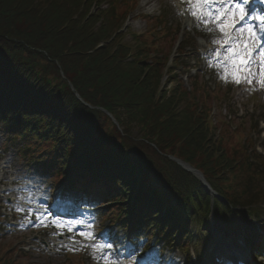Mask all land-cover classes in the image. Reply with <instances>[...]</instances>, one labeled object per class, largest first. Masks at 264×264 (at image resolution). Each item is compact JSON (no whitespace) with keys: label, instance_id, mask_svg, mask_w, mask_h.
<instances>
[{"label":"trees","instance_id":"1","mask_svg":"<svg viewBox=\"0 0 264 264\" xmlns=\"http://www.w3.org/2000/svg\"><path fill=\"white\" fill-rule=\"evenodd\" d=\"M129 5L0 0L2 133L19 142V154L42 172L49 191L60 184L88 191L93 207L110 204L98 211L124 228L132 217L135 227L144 221L173 240L177 226L187 246L189 226L212 213L223 221L257 219L264 158L246 136L251 121L237 126L223 84L212 92L191 78L190 90L183 86L167 64L162 23L127 40L120 30L135 3ZM214 104L230 119L211 115ZM170 157L200 171L225 203ZM0 264L14 263L2 254Z\"/></svg>","mask_w":264,"mask_h":264},{"label":"rangeland","instance_id":"2","mask_svg":"<svg viewBox=\"0 0 264 264\" xmlns=\"http://www.w3.org/2000/svg\"><path fill=\"white\" fill-rule=\"evenodd\" d=\"M145 2L146 0H139L135 10L130 15L131 17L127 22V30L124 32V34L128 36L127 39L130 40L129 34L143 33L147 30L144 17L150 20L162 13L166 14L164 20L169 26H173L174 29L178 27L181 28V36L186 32L188 38H192V33H194L195 30L201 29V32L206 35L207 41L197 40L193 43L195 54L189 56L186 61L190 62L191 59L189 65L194 66L196 62L192 60L196 59V61H199V66L202 69L209 66V70L212 71L213 77V79L210 80V85L214 87L216 77H222L225 74L224 68L218 66V58L210 53L212 41L219 38L221 34L219 32H209L201 22L187 24L186 19H188V13L184 9L187 4H181L179 0H154L152 6H146ZM105 7H108V5L104 4L103 8ZM209 26L214 27L212 25ZM67 57H70L71 61H76L78 59V57L75 58L74 54L71 53H68ZM256 60L259 63L260 57ZM258 65L253 66L249 70L255 73V75L251 76V83L248 82V78H245L238 83V85H235L233 94L228 97L234 112L239 110L240 115L244 113L245 116L247 114L243 119L248 120L251 118L250 115H253V122L256 123L264 118V86H261L259 83V73L261 69L260 64ZM177 73L186 82V78H184L185 72L179 69ZM224 81L233 82L230 76L227 80L224 79ZM249 89H251V91H249ZM243 122L241 118H238L236 123L241 125ZM256 123L254 132L247 133L246 136H248V138L249 136L252 137L253 140L256 141V144L260 145L264 141V122H261L259 125H256ZM18 143H15V145ZM41 182L42 179L39 174H37L36 169L33 166L27 167L25 160L19 155L15 146L5 141V138L0 132V214L4 221V223L1 224L2 227H0V238L2 239L0 240V255L8 254L7 252L4 253L3 250V245L6 244L4 241L10 240L11 237H9L8 234L14 233L13 228L15 227L10 228L5 219L6 216L10 215V210H20L22 217L24 215H27L28 218L32 217L30 223H26L22 219L16 222L19 226L15 233H18L17 235L21 236L22 240L16 242L12 251L14 249L23 250L28 253V257L25 258L21 256L15 264H26L25 261L28 262L27 264H62L65 261V252L74 249L79 250L81 259L86 262V264H138L140 260H145L144 264H150L154 258H157L156 264H173V261L177 258L180 259L181 264H208L210 252L215 248L217 242L228 240L233 242L231 244L235 245L234 248H242L240 244H246L242 242L246 235L244 234L246 229H249V232L253 233L252 240H250L251 244L258 245L260 248L259 251L264 254V214L261 223H254L252 225H246L237 218L233 219L234 223L230 225V227L228 225V220H230V218H226L227 222L206 221L201 227L197 226V222L192 223L189 230L193 233L194 239L189 245V251L187 250L188 256L184 255L183 248L180 246L173 247L171 244H168V246L161 248L159 245H151L150 250L146 251V258L144 259V257H140L143 252H137L139 249L144 251L146 245L143 237L134 238L135 240L130 241L127 238L126 232L117 228H115V232L113 231L111 236V238L116 241V246L112 248L104 247L103 249L96 250L93 247L95 244L108 245L106 242L107 220L99 222L98 225H96V232H91L93 238L83 243L85 245L80 247H65L67 244H64V246L55 248L54 245L58 244L53 245L49 244V242H57V237H47L46 240L41 237L42 240H39L37 239V233H34L42 230V226H40V223L38 224L39 218L50 216L51 214V212H48L51 205L46 198L45 192L39 190ZM8 184L9 186H7ZM57 194L58 193H56L52 199H55ZM70 195L71 199H73L74 193ZM9 200H12L11 204ZM70 205V203H63L58 200L56 209L62 208L67 210L70 208ZM53 207L54 206L50 209L55 210V207ZM25 208L26 210H24ZM88 217L91 219V212L88 213ZM43 221L41 223H43ZM36 224L37 226H35ZM62 230L65 231V228L62 227ZM151 233L153 236L156 232L151 231ZM66 235L69 236L68 240L71 241L75 238L86 239L85 236L81 234L73 235L71 232L62 233L59 236L64 237ZM154 241L155 237H152L149 244ZM135 247V254L130 255L127 253L128 250ZM244 250L246 253L247 248L243 249V251ZM123 261H125V263H123Z\"/></svg>","mask_w":264,"mask_h":264},{"label":"snow or ice","instance_id":"3","mask_svg":"<svg viewBox=\"0 0 264 264\" xmlns=\"http://www.w3.org/2000/svg\"><path fill=\"white\" fill-rule=\"evenodd\" d=\"M188 3L194 18L200 20L209 32L221 34L222 39L212 41L221 46L214 53L218 66L224 68L225 74L221 78L227 80L230 76L235 83L248 78L251 83V76L255 73L249 70L256 63L258 54L259 83L264 86V11L251 8L250 0H188ZM260 3L264 4V0ZM221 50L224 52L222 59ZM81 235L86 239L93 238L91 233ZM93 247L100 250L111 245L95 244Z\"/></svg>","mask_w":264,"mask_h":264},{"label":"bare ground","instance_id":"4","mask_svg":"<svg viewBox=\"0 0 264 264\" xmlns=\"http://www.w3.org/2000/svg\"><path fill=\"white\" fill-rule=\"evenodd\" d=\"M153 1L154 0H146L145 5L146 6H152ZM187 7L189 8V4ZM189 12L191 13L190 8H189ZM196 20H198V19H196ZM187 22L190 23L189 21H187ZM239 26H242V24ZM221 39H222V37H221ZM219 47H220V45L214 44V50H218ZM221 53L224 54L223 51H221ZM257 57H260V56L257 54L256 59H257ZM258 64L259 63L256 60V63L253 66H256ZM223 241L217 242L215 245V248L210 252L208 264H244V263L249 264L250 260H249L248 256H245L243 254L236 252L234 250V247L231 246L232 242H230L228 240L224 241V242Z\"/></svg>","mask_w":264,"mask_h":264},{"label":"water","instance_id":"5","mask_svg":"<svg viewBox=\"0 0 264 264\" xmlns=\"http://www.w3.org/2000/svg\"><path fill=\"white\" fill-rule=\"evenodd\" d=\"M178 164L181 165V163H178ZM181 166H182V168H183L184 170H187V169L184 168V164H182ZM195 174H196V175L202 180V176H201L200 173L195 172Z\"/></svg>","mask_w":264,"mask_h":264}]
</instances>
